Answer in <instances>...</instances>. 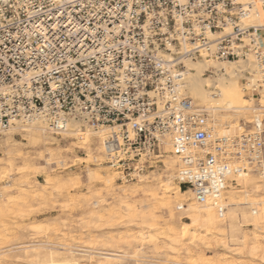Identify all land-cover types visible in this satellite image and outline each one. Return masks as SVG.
Instances as JSON below:
<instances>
[{"label":"built area","instance_id":"2783aa9c","mask_svg":"<svg viewBox=\"0 0 264 264\" xmlns=\"http://www.w3.org/2000/svg\"><path fill=\"white\" fill-rule=\"evenodd\" d=\"M248 5L0 0V132L37 120L53 134L70 122L106 128L103 153L126 180L164 167L168 143L178 185L223 217V193L240 187L243 174L264 181V106L240 133H217L184 77L188 61L252 54L263 74L253 87L263 83V28L243 22Z\"/></svg>","mask_w":264,"mask_h":264},{"label":"rangeland","instance_id":"374dc122","mask_svg":"<svg viewBox=\"0 0 264 264\" xmlns=\"http://www.w3.org/2000/svg\"><path fill=\"white\" fill-rule=\"evenodd\" d=\"M243 74L244 75L239 77L238 84L241 88L245 87L244 98L248 100L245 101V104L247 106H250V108L245 111L237 112L229 111L226 109H217L210 113L212 118L216 119L214 120L217 125L222 126L224 129H228L229 133L231 134H238L243 131V124H245V126L248 125V122L251 121L252 117L259 112L257 109L259 108V105L264 106V100L261 98L260 93L262 83L260 82V85H256V87H253L255 84H257L256 80L260 77L256 76L254 85L248 86V76L250 73L245 71ZM204 75L207 76V73H205ZM196 103L199 105H204L203 103ZM20 123L24 125L28 124L22 122ZM82 130L85 129L82 128ZM10 133L11 130L0 132V156L2 157H5L4 155L6 149L11 148L6 147L4 146V144H2V140H4V138ZM47 134L50 135L53 139H51V141L46 145L41 144L35 147L27 144V140L23 132L14 133L13 138L14 140H16V142H19L18 144L20 145L21 151L25 154V151L28 152V154H26V156H28V161L24 162L29 163V165L24 164V162L20 158H16L10 168L8 167L5 160V162L2 161V163H5L6 165L0 164V200H3L7 195L17 196V194L19 193L22 194L27 190L28 184L29 186L35 184L31 186L33 188L30 189H33L34 192L36 191L31 195L32 197L30 199H27L28 203H26V206H24V210L20 212L22 218H20L19 212L15 213L9 208L5 210V213L0 214V221H2L7 227V233H5V235H0V264H35V253L37 251H46L47 246L48 248L49 246H52L56 249L62 247L63 249H60L59 251L62 252V254H67L68 250H82V252L85 250L87 252L86 253L84 251L86 254H91L90 252H92V254L96 255H98V253L106 252L113 253L115 254V258L114 260H111V264H264V258L262 257L264 255V223H262L263 226L261 228V230L263 229V232L261 231L260 233L263 236H259V242L260 244H262L261 247H263L262 250H260V252L258 251L256 255H250L248 251H245L240 255H234L231 254L232 252H229L228 249H226L225 251V248H223V246L221 245L215 247L212 246L209 248H207L205 245L203 246L202 243V245H200L197 239H195V241L191 243L189 240L183 241V245H181L174 252L167 247L164 237H162V235L159 234L158 231H152L151 234L153 235V237H149L146 234L147 228H143V231H140L138 237L134 236L136 235L137 230L141 229L139 223H136L135 220L129 223L126 218H121L118 220H108L106 218H102L101 220L90 217L91 211L94 206L93 203L95 201H98L99 207L101 208L114 206L115 204L117 205L118 201L116 198L121 194L122 189H127L129 186V188H134L135 186H137V184L140 183V178H142V180H145L146 183L151 187H155L158 181L160 182L166 179L170 180L173 183H177L174 178V166L176 164V160L174 155L169 151L170 146L168 145V143H165L164 145V167H160L159 165L155 164L154 167L147 169L146 173H144V175H140L137 179L126 180L120 178V174L116 169L114 170L111 167H108V169H106L105 167L104 169V167H102L104 165H109L107 164V157L104 155L102 148L97 149L98 151L96 150L99 142L97 135H92L94 139L92 138L93 140L90 144L89 149L91 159L86 161V159H88L87 144L85 145V142H83L81 139H77L74 135L70 134H53L50 132H47ZM80 141H82V143ZM58 149L60 150V152ZM53 150L57 151L59 155L55 156L57 155V153L55 151L53 152ZM39 151L43 153V157L41 158L36 155V153ZM48 153L55 154L53 155V158L55 159H50L52 157H50V154L48 155ZM64 154L65 159L61 158V156L63 157ZM99 156L101 158H99ZM30 160L33 162H30ZM172 161L174 162V168H170L168 166L169 162ZM64 163L68 165H64ZM27 165L28 167H31L30 169H27V175L22 176L20 175V173L18 174V171H16V169L23 166L27 167ZM68 166H70V168ZM12 168L13 170H11ZM95 169V172H98L100 175L102 174L101 176L103 178L107 175H111L112 172V175L114 177V184L112 186L115 192H113L111 188L112 186L108 189H105L107 187L103 182L101 184V181L99 180H89L88 171H94ZM40 170L42 172H40ZM44 176H49L52 182L51 185L45 186V188L43 184H41L43 183V180L45 178ZM254 178L256 181L255 185L258 186L257 189L253 185H247L246 192L248 191V194H243L242 192H237L238 195L243 194L242 196H237L236 192V195L233 194L235 195L236 200L241 199L240 201L243 202L242 204L232 206L229 205L230 193L224 194V196L226 197L225 203L229 205L227 211L234 212V220L241 225V232L238 231L237 233L240 234L236 236L240 237V235L244 232L247 233L248 243H251L253 239L250 229L253 228L252 217L256 215L251 213V209L253 207L254 209H257V213L261 212L258 207L260 205L257 203L260 200V194L262 196V192L264 191V181L259 182L256 176H254ZM75 179H78L79 184L76 183ZM240 183L241 185H243V180H241ZM96 184L97 186H95ZM261 184H263V187L261 186ZM132 185H134V187ZM249 187L252 188L250 189ZM253 187L255 188V190ZM180 188L182 190L186 189L183 187ZM235 190L237 189H231L230 191L233 192ZM253 190L255 191V193ZM114 193H117L115 194L116 197L114 196ZM136 193H134L130 201L139 204L143 198V201L141 203H143L144 201L146 202V204L144 202L143 205H153L155 207L154 210L159 226L161 228H164V223L169 219L167 215L168 212L164 208H161L157 204V202L151 199L149 196L142 195L143 193L141 191H138L137 194ZM111 194L114 197L111 198ZM77 199H80V204L79 202H77ZM136 199L138 200L136 201ZM69 200H74V202H69ZM139 200L140 202H138ZM115 201L116 203H114ZM255 201H257V203ZM211 209L214 213H216L213 207ZM172 210L174 212L176 225L181 221H188V219L185 217L186 215L184 211L176 209L175 202H172ZM11 212H13V214H11ZM225 216H227V214ZM226 218L224 217V221L226 220L225 224H223L224 230L226 229V222L228 223L230 221L228 217ZM219 219H221V217H219ZM125 220L128 223H126ZM40 224L42 225L41 228L50 226L49 228L51 229L42 231L40 229ZM37 226L40 229L39 230L37 228L38 231L34 229ZM48 236L51 237L49 241ZM225 239L227 242H229L230 240L228 235ZM26 245L28 246V248ZM31 246H33V249ZM186 246L191 247L190 252H187V250L185 249ZM24 248H26L27 250ZM22 249L26 250V252ZM31 249L32 255L31 252H28ZM85 257L87 258V256H79L77 254L74 258L77 259L81 264H90L91 262ZM96 258L99 261L98 264H102L101 258H99V256H97Z\"/></svg>","mask_w":264,"mask_h":264},{"label":"bare ground","instance_id":"6f19581e","mask_svg":"<svg viewBox=\"0 0 264 264\" xmlns=\"http://www.w3.org/2000/svg\"><path fill=\"white\" fill-rule=\"evenodd\" d=\"M238 2H240L242 4L243 3L249 4L248 5L249 12L246 15L245 19L243 20V22H250V23L259 24L262 26L263 29L261 30V37H262V42L264 44V0H238ZM207 69H211L213 74L205 76L204 71ZM245 71L250 73L248 76V79H249L248 80L249 82L247 84L248 86L254 85L256 76H259L262 78V75H263V74L260 75V71H259L258 67L255 65V61L253 60L252 54H249L246 57V59H241V60H237V61H231V60H229V61H215V60H205V59L196 60V61H188L187 62V72H186L185 77H184V82H185V86H186L188 93L195 100V102L203 103L204 105H202V106H204L206 109H208L210 113L212 111L217 110V109H226V110L233 111V112L245 111V110L249 109L250 106H247L245 104V101H248L247 99L244 98L245 87L241 88L238 84L239 77L244 75L243 73ZM261 80L263 83L261 85L260 93H261V98L264 100V79H261ZM260 101H261V99H260ZM215 120H214V126H215V130L217 133L229 132L228 129H224L220 125L218 126L217 123L215 122ZM240 128H241V126H240ZM10 130H11V133L8 134L4 138V140H2L3 141L2 144H4V146H6V147H11V148L6 149L5 155H4L5 157L0 156V164H3L2 161L5 160L7 162V165L9 168L12 166L13 161L16 160V158H20L23 162L28 161V156H26V154H28V152L25 151L26 152V154H25L24 152L21 151L20 145L18 144L19 142H16V140H14V138H13L14 133L23 132L24 136L26 137L27 144H29L31 146H35V147L38 145H41V144L46 145L47 143H49L51 141V139H53L50 135L47 134V132L49 133V131L46 127V124L44 122H42L41 120L33 121V122L28 123L26 125L21 124L20 121H15L14 124H12L9 127V129H7V131H10ZM62 133L74 135L77 139H81L83 142H85V145L87 144V149H88V151H87L88 157L87 158L88 159H86V161H88L89 159H91L90 158L91 154H90L89 149H90V144H91L92 140L94 139L92 137V135L93 134H95V136L97 135V137L99 139L98 146L97 147L95 146L96 150H97L99 148H102V142L106 138L108 130L106 128H101V129L96 130V131H93L91 129L81 130L77 123L70 122L67 125L66 129L64 131H62ZM82 141H80V142L82 143ZM22 147H23V145H22ZM84 147H86V146H84ZM57 148H56V150H57ZM52 149H53V147H52ZM54 151L55 150H53V152ZM49 152H50V149H49ZM55 152L57 153V151H55ZM59 152H60V150H59ZM62 152H63V150H62ZM64 152H65V150H64ZM51 153H52V151H51ZM51 153H48V155L50 154V157H52L50 159H55V158H53L54 157L53 155H55V154H51ZM98 154H100V153H98ZM36 155L39 158L43 157V153L41 151L37 152ZM58 155H59V153H57V155H55V156H58ZM64 156H65V154L63 155V157L61 156V158H64ZM100 156H99V158L102 157V156L101 157ZM48 159H49V157H48ZM169 161H171V160H169ZM25 162H24V164L29 165V163H25ZM30 162H33V161L30 160ZM65 163H64V165H68ZM30 164H32V163H30ZM107 164L109 166L104 165L102 167H104V169H105V167H106V169H108V167H111L112 169L115 170V167H112V165H110L109 163H107ZM28 165H27V167H28ZM64 165H62V166H64ZM173 165H174L173 161L169 162V164H168V166L170 168L173 167ZM31 166H33V165H31ZM27 167L26 166L25 167L23 166L20 168L18 167V169H16V171H18V174L20 173V175L25 176L28 173L27 169L31 168V167H28V168ZM68 167L70 168V166H68ZM89 167H90V165H89ZM89 167H87V168H89ZM99 168H100V166H99ZM3 170H4V167H3ZM11 170H13V168ZM43 170H45V169H43ZM95 171H96V169L94 171H90V170L88 171L89 180H92V181L99 180V181H101V184L103 182L104 185L107 187L105 189H108L109 187H111L114 184V177L112 175V172H111V175H107L108 174L107 173L106 174L107 176L103 178L101 176L102 174L100 175L98 172H95ZM40 172H42V171L40 170ZM107 172H108V170H107ZM44 177L45 178L43 180V183H41V184H43V186L45 188V186L51 185L52 182H51V179L49 178V176H44ZM241 180H243V185H241V183H240V187L237 188V190L232 192V191H230L231 189H227L226 192L223 193V196L225 193H230L229 205H231V206L232 205H240L243 203L240 201L241 199L236 200L235 195L237 194V192H242L243 194L247 193L248 192V191L246 192L247 185H249V186L253 185L256 189L258 188V186L255 185L256 181H255L254 176H251L250 174H247V173L243 174ZM75 181H76V183L79 184L78 179L77 180L75 179ZM139 181H140V183L138 182L139 184H137V186L134 187V185H132L134 188H129L130 186L129 187L127 186L128 188L124 187L127 189H122L121 194L118 195L116 198L118 201L117 205L115 204L116 206L114 205V206H108L106 208H101V207H99L98 201H95L93 203L94 206H93V209L91 211L90 217H94V218L101 219V220H102V218H106L108 220H118L121 218H123V219L126 218V220L129 221V223L131 221L135 220L136 223H139L141 229L137 230L136 235H134V234H129V235H134V236L138 237L140 234V231L141 230L143 231V228H147V232H146L147 236L153 237L151 232L152 231H154V232L158 231V233L161 234L162 237H164L165 244L167 245V247L171 251H174V252L181 245H183V241L189 240L191 243V242H194L195 239H197L199 241L200 245L203 244V246L205 245L207 248L212 247V246L215 247V246L221 245V246H223V248H225L224 249L225 251H226V249H228V251L232 252L231 254H234V255H240V254L244 253L245 251H248L250 253V255L251 254L256 255L258 253V251L260 252V250H262L263 247H261L262 244H260V242H259V236L262 235L260 233L263 230V229L261 230V228L263 226L262 223H264L263 222L264 221V218H263L264 217L263 216V214H264V191L262 192L263 195L261 196V194H260V196H259V198H260L259 202L257 203V201H255L257 204L260 205L258 207H259L261 212L257 213V209H254L253 207L251 209V213L256 214V215L252 217L253 228L250 229L253 239H252L251 243H248L247 233L244 232L243 234L240 235V237L236 236V235L240 234L237 232L241 230V225H240V223H237L234 220V217H235V215L233 214L234 212L227 211L228 206H229L228 204L225 203L227 205L226 212H225L224 216L221 217V219H219V217H220L219 214L217 213L216 210H215L216 213H214L213 210L211 209L212 207L210 205L198 204L195 201L190 189L189 190H187V189L182 190L177 183H173L168 179L162 180L160 182L158 181V183L156 184L155 187L149 186L145 180H142V178H140ZM23 183H24V180H23ZM33 185H35V184H32L30 186L28 184L27 190L24 191L22 194L19 193V194H17V196L7 195L6 197H4L3 200H0V214L5 213V210L8 208L15 213L16 212H19V213L22 212L24 210V206H26V203H28L27 199L28 198L30 199L32 197L31 195L36 192V191L34 192L33 189H30V188H33V187H31ZM90 185H91V183H90ZM262 185L263 184H261V186ZM95 186H97V184ZM111 188L113 190V186ZM255 188H254V190H255ZM21 189H23V188H21ZM138 191H141L143 193L142 195L149 196L151 199L155 200L161 208H164L168 212L167 215H168L169 219H168V221H166L164 223L165 224L164 228H161L159 226L157 216H156L155 210H154L155 207L153 205H151L150 202H149L150 205H143V203L145 202L144 201L143 203H141L143 201V198H142L141 202H140V200L138 201L141 204L140 203L136 204V203H133L130 201V199L134 195V193H136V192L138 193ZM113 192H115V191L113 190ZM235 192H236V194H235ZM254 193H255V191H254ZM112 194H111V198L114 197L115 194H117V193H114V196H112ZM233 194H235V195H233ZM243 194H240V195L242 196ZM14 195H16V194H14ZM158 195H160V196H158ZM240 195L237 194V196H240ZM151 199H150V201H151ZM79 200L77 202H79V204H80L81 202ZM137 200L138 199H136V201ZM70 201L74 202V200H69V202ZM146 201H147V199H146ZM172 202H175L176 209L184 211V213L186 215L185 217L188 219V221H181V222H179V224H177V225L175 224V216H174V212L172 210ZM114 203H116V201ZM114 203H112V204H114ZM145 204H146V202H145ZM110 205H111V203H110ZM13 212H11V214H13ZM226 214H227V216H225ZM224 217L225 218L228 217L230 220L228 223L226 222L227 225H226L225 230L223 227V224H225V221H226V220L224 221ZM20 218H22L21 213H20ZM127 221H126V223H128ZM123 223H124V221H123ZM47 226H48V223H47ZM47 226H45L44 228H41L42 227V225H41L40 229L42 231L51 229V228H49L50 226L49 227H47ZM128 227H130V226H128ZM37 228H38V226L34 229L37 230ZM5 233H7V227L5 226V224L2 221H0V235L1 234L5 235ZM227 235L230 238L229 242H227L225 239L227 237ZM50 238L51 237L48 236V241ZM43 246H45V245H43ZM31 247L33 249V246H31ZM39 247H40V245H39ZM27 248H28V246H27ZM24 249H26V248H24ZM32 249L30 251H28V252H31V255H32ZM46 249L47 250L44 252H38V251L36 253L34 252L35 253V255H34L35 256V264H81L78 262L77 259L74 258L77 254L79 256L80 255L81 256H83V255L87 256V258L86 257L85 258L91 262L90 264H98L99 263V261L96 258L97 256H99V258H101L102 264H111V262H112L111 260L112 259L114 260V258H115V254L108 253V252L98 253V255H96V254H92V252H90L91 254H89V253L86 254L87 252L85 250L84 251L86 253L84 251L82 252V250H68L67 254H62V252H59L60 249H63L62 247H60L59 249H56L55 247L53 248L52 246L51 247L49 246V248H48V246H47ZM185 249L187 250V252L191 251L190 246H186ZM26 250H23V251L26 252ZM13 254H15V253H13ZM29 255H28V258H29ZM262 257L264 258V255ZM223 258H225V257H223Z\"/></svg>","mask_w":264,"mask_h":264}]
</instances>
